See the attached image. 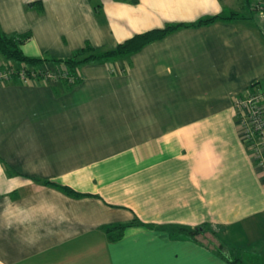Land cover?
I'll list each match as a JSON object with an SVG mask.
<instances>
[{
    "label": "crops",
    "instance_id": "obj_1",
    "mask_svg": "<svg viewBox=\"0 0 264 264\" xmlns=\"http://www.w3.org/2000/svg\"><path fill=\"white\" fill-rule=\"evenodd\" d=\"M230 11L83 62L72 83L0 77V264H226L169 224L264 253V178L233 108L264 94V0H0V29L29 33L22 51L46 59L28 66L54 71L86 44Z\"/></svg>",
    "mask_w": 264,
    "mask_h": 264
},
{
    "label": "trees",
    "instance_id": "obj_2",
    "mask_svg": "<svg viewBox=\"0 0 264 264\" xmlns=\"http://www.w3.org/2000/svg\"><path fill=\"white\" fill-rule=\"evenodd\" d=\"M245 1L247 3L251 2V0ZM237 14L238 13L236 11H230L227 14H215L211 16L201 17L189 23H167L163 27L151 28L143 32L135 33L131 37L117 43L115 47L110 49L98 51L95 50L91 45L86 44L84 47L77 49L71 56L67 58H52L50 60L55 63H62V66L66 67L70 74L75 75V68L83 62L112 59L122 55L130 54L138 51L148 42L160 39L167 33L181 26H200L208 24L216 19L233 18L236 17ZM28 38L29 33L27 32L7 35L0 29V54L7 61V65L4 66L6 70L12 69L13 71H15L19 68L17 65H35L46 59L40 57H31L24 54L21 49V44L24 43ZM11 62L15 64H12ZM78 78L79 75L77 74V77L74 81H76ZM61 80L68 82L66 78H63ZM254 91H256V89L252 88L250 90V92ZM58 187L67 194H80L78 191H75L73 188L67 185H58ZM138 224H142V222L137 218H134L128 223L109 225L105 226L104 228L110 233V237L115 239L121 236L122 231L126 226ZM161 227L167 229L169 234L173 237H188L202 241L207 245L211 244L214 247L216 253L221 255L226 260V264H264V253L255 249H246L234 245H229L228 243L223 241L222 238L217 234V232L207 224H201L193 228L185 225L172 224L163 225Z\"/></svg>",
    "mask_w": 264,
    "mask_h": 264
},
{
    "label": "built area",
    "instance_id": "obj_3",
    "mask_svg": "<svg viewBox=\"0 0 264 264\" xmlns=\"http://www.w3.org/2000/svg\"><path fill=\"white\" fill-rule=\"evenodd\" d=\"M42 72V73H41ZM35 71L31 67L21 66L17 70L7 69L0 72V77L6 79L16 76L26 80L30 76L42 75L44 79L59 80L66 78L73 82L77 72L70 74L66 67L56 68L54 71ZM41 73V74H38ZM233 108L237 115L240 137L246 143L255 166L264 178V102L260 91L249 92L233 100Z\"/></svg>",
    "mask_w": 264,
    "mask_h": 264
},
{
    "label": "rangeland",
    "instance_id": "obj_4",
    "mask_svg": "<svg viewBox=\"0 0 264 264\" xmlns=\"http://www.w3.org/2000/svg\"><path fill=\"white\" fill-rule=\"evenodd\" d=\"M252 5H254V3H253ZM260 88H261L262 91L264 92V79H262V80L260 81Z\"/></svg>",
    "mask_w": 264,
    "mask_h": 264
}]
</instances>
